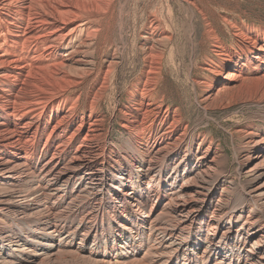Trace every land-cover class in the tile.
Instances as JSON below:
<instances>
[{"label": "bare ground", "instance_id": "bare-ground-1", "mask_svg": "<svg viewBox=\"0 0 264 264\" xmlns=\"http://www.w3.org/2000/svg\"><path fill=\"white\" fill-rule=\"evenodd\" d=\"M115 1L0 0V218L16 223L0 264H264V134L236 130L230 193L213 139L159 93L155 46L170 38L158 15L116 109L126 139H111L101 55ZM213 53L200 103L264 99V34Z\"/></svg>", "mask_w": 264, "mask_h": 264}, {"label": "rangeland", "instance_id": "rangeland-1", "mask_svg": "<svg viewBox=\"0 0 264 264\" xmlns=\"http://www.w3.org/2000/svg\"><path fill=\"white\" fill-rule=\"evenodd\" d=\"M114 4L117 22L109 37L104 38L101 55L111 68L101 113L106 116L105 127L112 125L110 137L114 144L121 146L126 139L120 125L122 117L116 109L125 102L129 85L145 70V23L149 15L155 14L170 38L155 46V52L161 55L157 61L161 63L159 93L181 112L191 135L204 134L213 139L225 160L223 180L231 183L226 185L232 193L236 152L242 145L236 130L255 127L257 133L264 134V99L241 100L236 95L232 100L229 96L228 100L208 106L200 103L205 95L202 82L216 64L213 51L217 47L233 45L240 31L264 34V0H116ZM89 57L98 59L96 53ZM203 107L207 110L203 111ZM0 219V233L8 234L14 229L15 221L7 216ZM68 264L86 263L74 259Z\"/></svg>", "mask_w": 264, "mask_h": 264}]
</instances>
